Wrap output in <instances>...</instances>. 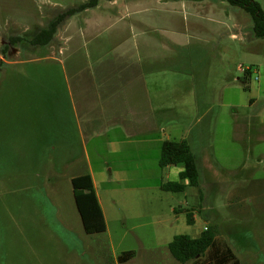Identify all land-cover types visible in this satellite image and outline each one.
Listing matches in <instances>:
<instances>
[{
    "label": "rangeland",
    "instance_id": "rangeland-1",
    "mask_svg": "<svg viewBox=\"0 0 264 264\" xmlns=\"http://www.w3.org/2000/svg\"><path fill=\"white\" fill-rule=\"evenodd\" d=\"M87 1L0 0V264H118L127 253L126 264H180L165 244L177 235L196 239L205 228L240 264H264V39L254 38L250 16L226 3L242 36L231 44L230 85L221 87L223 65L207 79L213 121L208 148L195 154L201 191L169 193L152 174L125 181L107 174L68 97L66 22L47 47L27 43L58 13ZM255 1L264 12V0ZM10 37L22 41L2 55ZM239 68L250 70L246 90ZM88 169L111 203L108 230L96 235L84 233L70 185ZM161 181L179 176L167 171ZM170 208L182 211L158 227Z\"/></svg>",
    "mask_w": 264,
    "mask_h": 264
},
{
    "label": "crops",
    "instance_id": "crops-1",
    "mask_svg": "<svg viewBox=\"0 0 264 264\" xmlns=\"http://www.w3.org/2000/svg\"><path fill=\"white\" fill-rule=\"evenodd\" d=\"M77 17L63 26L70 45L64 66L82 130L96 140L107 174L120 181L152 174L160 189L167 171H183H155L164 142L185 141L194 155L208 148L214 89L207 79L223 65L221 87L230 85L226 65L242 29L225 0H112ZM87 174L107 232L111 203L96 191L93 171ZM175 210L158 227L172 224Z\"/></svg>",
    "mask_w": 264,
    "mask_h": 264
},
{
    "label": "trees",
    "instance_id": "trees-1",
    "mask_svg": "<svg viewBox=\"0 0 264 264\" xmlns=\"http://www.w3.org/2000/svg\"><path fill=\"white\" fill-rule=\"evenodd\" d=\"M101 1L88 0L77 8H71L58 13L47 26L40 29L27 40L33 48H44L50 45L58 29L71 17L86 10L94 9ZM231 6L247 13L252 21V34L256 39H264V12L255 0H225ZM19 37H10L2 50V55L20 43ZM250 76V70L244 72L243 89ZM158 165L160 169L181 165L183 171L179 174L180 181L167 182L160 186V190L169 193H183L187 187L199 188L200 176L196 156L191 152L185 141H166L162 144ZM72 196L76 211L79 215L82 229L86 235L101 234L106 231L104 218L94 192L91 177L83 174L70 180ZM180 211V210H179ZM176 214L178 210H175ZM187 223L192 224V215H187ZM170 256L180 264H240L232 249L222 241L216 239L215 232L206 228L201 235L192 239L185 235L174 236L167 245ZM132 253L123 254L118 258V264H126L133 257Z\"/></svg>",
    "mask_w": 264,
    "mask_h": 264
},
{
    "label": "built area",
    "instance_id": "built-area-1",
    "mask_svg": "<svg viewBox=\"0 0 264 264\" xmlns=\"http://www.w3.org/2000/svg\"><path fill=\"white\" fill-rule=\"evenodd\" d=\"M242 71V69L241 68H239V71ZM248 69H244L242 72L244 73V72H246Z\"/></svg>",
    "mask_w": 264,
    "mask_h": 264
}]
</instances>
